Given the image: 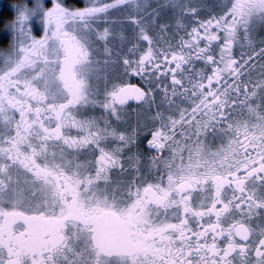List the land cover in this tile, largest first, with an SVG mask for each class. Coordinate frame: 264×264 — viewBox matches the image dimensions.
Segmentation results:
<instances>
[{
	"label": "snow or ice",
	"instance_id": "6c2138e0",
	"mask_svg": "<svg viewBox=\"0 0 264 264\" xmlns=\"http://www.w3.org/2000/svg\"><path fill=\"white\" fill-rule=\"evenodd\" d=\"M16 7L0 264H264V0Z\"/></svg>",
	"mask_w": 264,
	"mask_h": 264
},
{
	"label": "rangeland",
	"instance_id": "374dc122",
	"mask_svg": "<svg viewBox=\"0 0 264 264\" xmlns=\"http://www.w3.org/2000/svg\"><path fill=\"white\" fill-rule=\"evenodd\" d=\"M17 2L18 1L6 3L4 0H0V11L4 5L8 6L14 11L15 17L17 15L18 9L16 6H14V3ZM25 2L31 6L34 3V0H25ZM87 2L88 0H64V3L68 7H83ZM43 3L45 7H49L52 4V0H43ZM42 16V13H36L35 15L31 16L28 21L33 34L37 37L43 35L44 33L45 25ZM13 35L14 32L12 26L7 22L6 25L0 29V48H7L13 39ZM134 81H137V79H133L131 82L133 83ZM133 107H135V105H133Z\"/></svg>",
	"mask_w": 264,
	"mask_h": 264
},
{
	"label": "trees",
	"instance_id": "16d2710c",
	"mask_svg": "<svg viewBox=\"0 0 264 264\" xmlns=\"http://www.w3.org/2000/svg\"><path fill=\"white\" fill-rule=\"evenodd\" d=\"M6 3L14 2L18 0H4ZM14 18V11L8 6H3L0 11V29H2L7 22Z\"/></svg>",
	"mask_w": 264,
	"mask_h": 264
},
{
	"label": "flooded vegetation",
	"instance_id": "af4514ba",
	"mask_svg": "<svg viewBox=\"0 0 264 264\" xmlns=\"http://www.w3.org/2000/svg\"><path fill=\"white\" fill-rule=\"evenodd\" d=\"M133 83L134 84H139L140 82H139V80H137V81H134ZM145 144H146V142H145Z\"/></svg>",
	"mask_w": 264,
	"mask_h": 264
},
{
	"label": "clouds",
	"instance_id": "9594fccd",
	"mask_svg": "<svg viewBox=\"0 0 264 264\" xmlns=\"http://www.w3.org/2000/svg\"><path fill=\"white\" fill-rule=\"evenodd\" d=\"M14 6H16V3H14ZM15 18H16V16L14 17V19H15ZM14 19H13V20H14Z\"/></svg>",
	"mask_w": 264,
	"mask_h": 264
}]
</instances>
